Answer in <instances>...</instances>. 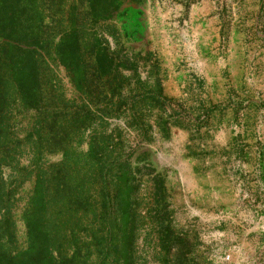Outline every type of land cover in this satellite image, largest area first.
<instances>
[{"label": "rangeland", "instance_id": "374dc122", "mask_svg": "<svg viewBox=\"0 0 264 264\" xmlns=\"http://www.w3.org/2000/svg\"><path fill=\"white\" fill-rule=\"evenodd\" d=\"M141 6L108 35L121 80L102 122L135 170L139 264H264V0ZM54 69L75 110L81 94L63 66ZM18 121L24 136L31 118ZM100 122L75 144L81 158ZM34 182L20 188L14 211L19 247Z\"/></svg>", "mask_w": 264, "mask_h": 264}, {"label": "trees", "instance_id": "16d2710c", "mask_svg": "<svg viewBox=\"0 0 264 264\" xmlns=\"http://www.w3.org/2000/svg\"><path fill=\"white\" fill-rule=\"evenodd\" d=\"M142 3L0 0V264H139L135 170L102 122L115 107L108 93L121 80L108 35ZM59 65L81 94L75 110L65 102ZM25 114L30 127L21 136ZM97 119L81 158L75 144ZM51 153L62 160L47 161ZM33 176L26 245L19 247L14 211ZM172 232L163 234L165 247Z\"/></svg>", "mask_w": 264, "mask_h": 264}]
</instances>
